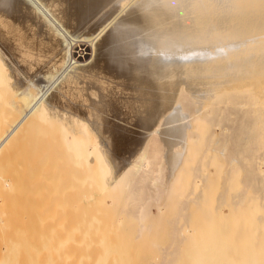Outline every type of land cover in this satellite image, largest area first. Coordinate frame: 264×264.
Returning a JSON list of instances; mask_svg holds the SVG:
<instances>
[{"label": "bare ground", "instance_id": "1", "mask_svg": "<svg viewBox=\"0 0 264 264\" xmlns=\"http://www.w3.org/2000/svg\"><path fill=\"white\" fill-rule=\"evenodd\" d=\"M109 2L0 0V264H264V0Z\"/></svg>", "mask_w": 264, "mask_h": 264}, {"label": "rangeland", "instance_id": "2", "mask_svg": "<svg viewBox=\"0 0 264 264\" xmlns=\"http://www.w3.org/2000/svg\"><path fill=\"white\" fill-rule=\"evenodd\" d=\"M112 2H113V3H112ZM52 3H53V1H52ZM52 3H51V1H50V4H52ZM54 3H56V2H54ZM54 3H53V4H54ZM50 4L48 3V5H50ZM109 4H110L111 6H110ZM108 5H109V6H108ZM108 5H107L108 7H105L106 14H105V10L103 9L104 11L101 10V11H103V14L99 13L100 18H99V15H97V17H94V20H95V18H97V19L95 20V22H96L97 25H99L98 28H99L100 26L102 27L101 29L99 28V31L102 30L103 28H106V30H107V29H109V27H111V26L109 25L110 22H108V21H111V20H109V19H110L111 15H112V16L114 15L115 11H116V14H115V15L117 16V14H118V17H117V18H124V14H125L124 11H121V7H120L119 9L117 8V6H118V0H115V2H114L113 0H110V2L108 3ZM113 5H114V6H113ZM53 6H54V7H53ZM56 6H57V10H55V9H56ZM110 7H113V8H110ZM51 8H52V10H53L54 13H55V11H56V13L58 12V4H57V3L54 4V5H51ZM109 8H110V10H109ZM113 9H114V10H113ZM107 10H108V11H107ZM118 10L120 11V14H119V11H118ZM0 13H1V12H0ZM107 13H109V14H107ZM3 14H4V13H3ZM4 15H5V14H4ZM102 15H105V16H102ZM115 15H114V16H115ZM14 16H15V15H10L9 18H10V19H14V20L16 19V21H17V20H18L17 18H18L19 16H15V17H14ZM116 16L114 17V19L116 18ZM101 17H102V18H101ZM108 17H109V18H108ZM98 19H99V21H98ZM105 19H106V20H105ZM111 19H113V18H111ZM21 20H22V19L19 18V21H21ZM104 20L107 21L108 24H107L106 22H103ZM97 22H98V23H97ZM102 23H103V24L105 23L107 26L109 25L108 28H107V26H105V24H104V25H101ZM26 24H28V23H26ZM29 24H30V23H29ZM110 24H111V23H110ZM30 26H31V25H26V26L23 25L22 27H23V29L25 30V32L27 31L28 33H30V32H31V29H30V32L28 31L29 28H31ZM103 26H104V27H103ZM24 27H26V28L29 27V28H27L28 30H26V28H24ZM99 31H98V32H99ZM27 32H26V33H27ZM30 34H31V33H30ZM88 51H89V49H88ZM7 54H8V53H7ZM8 55H10V54H8ZM5 59L7 60V58H5ZM7 62H10V61L7 60ZM9 64H10L11 67L13 66V64H12L11 62H10ZM13 77H14V80L17 79L16 75H14ZM79 87H83V85H80ZM135 145H136V144H129V145H126V144H125V145H124V149H123V156H124V157L129 156V154H130L129 151L132 150V148H133ZM119 160H120V162L123 161V159H119Z\"/></svg>", "mask_w": 264, "mask_h": 264}]
</instances>
